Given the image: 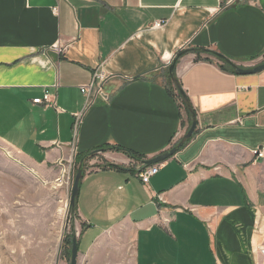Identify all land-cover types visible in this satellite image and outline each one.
I'll list each match as a JSON object with an SVG mask.
<instances>
[{"label":"crops","instance_id":"1","mask_svg":"<svg viewBox=\"0 0 264 264\" xmlns=\"http://www.w3.org/2000/svg\"><path fill=\"white\" fill-rule=\"evenodd\" d=\"M214 53L264 61V0H0V141L82 165L77 264H264V69Z\"/></svg>","mask_w":264,"mask_h":264},{"label":"rangeland","instance_id":"2","mask_svg":"<svg viewBox=\"0 0 264 264\" xmlns=\"http://www.w3.org/2000/svg\"><path fill=\"white\" fill-rule=\"evenodd\" d=\"M87 164L103 161L89 157ZM80 165L73 156L66 167H31L0 141V264H70L66 240L81 223L69 198Z\"/></svg>","mask_w":264,"mask_h":264},{"label":"built area","instance_id":"3","mask_svg":"<svg viewBox=\"0 0 264 264\" xmlns=\"http://www.w3.org/2000/svg\"><path fill=\"white\" fill-rule=\"evenodd\" d=\"M162 24L163 23L161 21H156L152 26L158 28ZM105 79H106V75L104 73H99V74L94 73L93 78L90 81V83L80 87V91L87 95L88 104L92 103L95 100V96L99 93L101 89V85L105 81ZM32 101L33 103H42L43 105H46V106L55 105L53 95L47 91L43 93L42 97L34 98ZM80 121H81V115L76 114L74 123H73L74 132H76ZM263 152H264V149L260 151H255V153H257L258 156H262ZM158 168H159L158 165H144L143 169H141L138 173L141 182L144 185L147 184L149 182V178L158 171ZM66 182H67L66 184H68V178ZM259 252L262 255H264V247H260Z\"/></svg>","mask_w":264,"mask_h":264},{"label":"water","instance_id":"4","mask_svg":"<svg viewBox=\"0 0 264 264\" xmlns=\"http://www.w3.org/2000/svg\"><path fill=\"white\" fill-rule=\"evenodd\" d=\"M183 53H184V51L179 52L178 56L182 55ZM214 55L217 56L218 58L225 60V62L228 63L231 67H233L235 72H237L239 74L255 73V72H258V71H261L262 69H264V61L253 66V67H250V68H241V67L237 66L236 64L230 62L228 59L224 58L222 55H220L218 53H214ZM175 61L176 60L173 59L169 64L168 69L170 72H172L174 69ZM179 92L183 95V92L180 89H179ZM194 129H195V121H192L190 128L188 129L187 133L185 134V138H189L192 135ZM175 150H176V147H173V148L169 149L168 151H166L160 155H157L156 157L144 160L143 164L144 165H152L154 163L164 161L165 159H167L168 157L173 155ZM80 177H81V170L79 169L77 171L75 177H74V180H73V184H72V188H71V194H70V198H69V204L70 205L74 204L75 197H76L77 192H78V182H79ZM70 264H77V242H76V238H74V237L71 240Z\"/></svg>","mask_w":264,"mask_h":264},{"label":"trees","instance_id":"5","mask_svg":"<svg viewBox=\"0 0 264 264\" xmlns=\"http://www.w3.org/2000/svg\"><path fill=\"white\" fill-rule=\"evenodd\" d=\"M197 50V49H196ZM180 52V51H179ZM179 52H177L176 53V55H175V57H174V60H177V58H178V53ZM169 79L171 80V81H173V82H175V79H174V74H173V71L172 72H170V74H169ZM176 87H177V85H176ZM178 88V87H177ZM183 101L185 102V99L183 98ZM118 148V147H117ZM127 152H129V154L132 156V157H134V158H137L136 156L137 155H134L133 153H131L130 151H127ZM77 161V160H76ZM142 161H144V160H142ZM78 162V161H77ZM79 169H81V165L79 166ZM75 210V203L73 204V205H70L69 206V211L71 212V211H74ZM73 238V237H72ZM72 238L71 239H69V238H67V240H66V243H67V245H66V249H67V251L68 252H70L71 251V240H72Z\"/></svg>","mask_w":264,"mask_h":264}]
</instances>
